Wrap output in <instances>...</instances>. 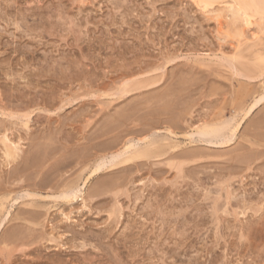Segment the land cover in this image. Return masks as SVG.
<instances>
[{"label": "rangeland", "instance_id": "1", "mask_svg": "<svg viewBox=\"0 0 264 264\" xmlns=\"http://www.w3.org/2000/svg\"><path fill=\"white\" fill-rule=\"evenodd\" d=\"M194 1L0 0V137L21 145L8 167L0 143V264H264V100L247 110L264 91V35L246 31L234 64L258 78L207 64L239 39L220 40ZM128 75L139 90L111 91ZM231 118L229 145L185 137ZM131 138L161 157L109 168L74 203L50 196Z\"/></svg>", "mask_w": 264, "mask_h": 264}, {"label": "bare ground", "instance_id": "2", "mask_svg": "<svg viewBox=\"0 0 264 264\" xmlns=\"http://www.w3.org/2000/svg\"><path fill=\"white\" fill-rule=\"evenodd\" d=\"M194 2H197V5L200 7V8H202L207 14L209 13V14H212L214 17V20H215V22H216V24H217V31H216V33L218 32V34H219V37L218 38H220V40L222 39V40H224L225 42L226 41H228V40H226V39H228L229 38V36H230V34L232 33L231 31H233L234 32V34H235V36L236 37H238V38H236V40L237 39H239L236 43L238 44V46L236 45V43H235V45H236V47H235V49H236V52L233 54V56H227V55H220L221 57H219V56H217V55H213V56H211V54H207V55H205V56H200V57H203V59H204V61H205V63L207 62V64H209V63H212V62H215V63H221V62H224V59L227 61L228 60V63L225 61V63H227V64H231L232 66H233V68H236L235 66L238 64H240V66L242 65V60H244L245 59V56L243 55V53L242 52H240L239 50H238V48L241 46V45H244L246 42L245 41H247L248 39H249V37L248 38H246V31L248 32V33H250V37L253 39V41L255 40V42H259L260 40H262L263 38H261V36L259 37V34H262V35H264V0H195ZM215 4H217V6L216 7H214V5ZM253 15H252V14ZM254 14L255 15H258L257 17H255L254 16ZM207 17H208V15H207ZM227 20H229V24H230V26H226L227 25ZM225 27H228V29H230V31L226 28L225 29ZM228 30L227 32H228V34L226 35V33L224 32L225 30ZM232 29V30H231ZM255 31V32H254ZM234 37V36H233ZM233 37H231V38H233ZM242 37H244V44H243V42H242V40H240ZM234 39V38H233ZM235 40V41H236ZM219 41V40H218ZM250 41H252V40H250ZM247 42H249V40L247 41ZM257 43H255L256 45H257ZM250 44H251V42H250ZM250 44L248 45V47L250 46ZM246 45V44H245ZM244 45V46H245ZM233 46V45H232ZM253 47H254V45H252ZM252 46H250L249 48H252ZM247 47V48H248ZM257 48V47H256ZM260 48V47H259ZM263 49V48H262ZM248 50V49H247ZM249 50H252V49H249ZM247 51V53L248 52H250V51ZM259 51V50H258ZM256 52V51H255ZM260 52V51H259ZM245 53V52H244ZM263 53V52H262ZM259 54H261V53H259ZM249 55V54H248ZM254 55V54H253ZM258 55V54H257ZM263 55V54H262ZM261 55V56H262ZM255 56H256V53H255ZM257 57H259V55L257 56ZM203 59H202V61H203ZM197 60H198V58H197ZM200 60V59H199ZM199 60H198V62H199ZM202 61L201 62H199V63H202ZM260 61L264 64V57L262 58L261 57V59H260ZM259 61V62H260ZM257 62V61H256ZM258 62V63H259ZM204 63V62H203ZM236 63V65H234ZM243 63H244V65H245V61H243ZM247 63V62H246ZM223 64V63H222ZM230 65V67H232ZM237 65V66H238ZM229 66V65H228ZM246 66V65H245ZM245 66H244V69L242 68H239L238 69V67L236 68V69H234L235 71H236V73L237 74H239L240 76L241 75H243L242 77L243 78H249V79H251V80H253V78H256L255 76H257V78H258V75L256 74H254V73H256V72H254V70L253 69H255L254 67H252V69H251V71L249 70V65H247L246 66V68H245ZM252 66V65H251ZM163 67V66H162ZM161 67V68H162ZM263 67H264V65H263ZM160 68V69H161ZM251 68V67H250ZM164 69V68H163ZM257 69V68H256ZM157 70V69H156ZM231 70H233V69H231ZM240 70V71H239ZM241 70H243V71H241ZM253 70V71H252ZM258 70V69H257ZM162 71V70H161ZM259 71V70H258ZM257 71V73L258 74H260L259 72ZM251 73L250 75H252V76H250L249 74H247V73ZM232 73H235V72H233L232 71ZM164 74V73H163ZM262 74V73H261ZM143 75V74H142ZM254 75V76H253ZM262 75H264V74H262ZM130 75H128V76H126V80H125V82L124 81H122V79H121V83H120V85H121V87H117L118 89H116L115 88V86H114V88L116 89V90H118V91H115V89H113L112 88V90L111 91H113V92H119L120 94H122V96L125 94V95H127L128 93H130L129 91L130 90H132V91H134V89H136V88H138V89H136V90H139V87H140V85L139 84H137V82L139 81V80H134L133 82H131L132 81V77L135 79V77H139V76H135V74L134 75H131L132 77H129ZM244 76H246V77H244ZM260 76V75H259ZM127 77H128V81H129V79L131 80L130 81V83L129 82H127L126 83V81H127ZM162 77V76H161ZM260 77H262V76H260ZM116 78V77H115ZM140 78V77H139ZM161 79V78H160ZM159 79V80H160ZM136 81V82H135ZM158 81V80H157ZM143 82V81H142ZM147 83V82H146ZM146 83H143V84H141V85H143L144 86V84H145V86H146ZM152 83V82H151ZM240 83V82H239ZM124 84V85H123ZM134 84V85H133ZM154 84H156V82L155 83H153V86H154ZM241 84V83H240ZM136 85H137V87H136ZM139 85V86H138ZM151 85V84H150ZM243 84H241V86H242ZM247 85V84H246ZM103 86V85H102ZM133 86H134V89H131V88H133ZM107 86H105L104 88L107 90L108 88H106ZM109 87V86H108ZM112 87V86H111ZM147 87H149V85L147 86ZM152 87V86H151ZM99 88V87H98ZM101 88H103V87H101ZM100 88V89H101ZM103 88V91H100V89H99V91L98 92H100V93H98V92H96V95L98 96V95H103V94H105L106 95V93H108L107 91L105 92V89ZM241 88H244L243 86L241 87ZM93 89V88H92ZM97 89V88H96ZM142 89V88H141ZM98 90V89H97ZM96 90V91H97ZM102 90V89H101ZM135 90V91H136ZM239 90V89H238ZM241 90H243V89H241ZM131 91V92H132ZM245 91H246V89H245ZM245 91H242V92H245ZM91 92V91H90ZM94 92H95V90H94ZM93 92V90H92V93H94ZM103 92V93H102ZM137 92V91H136ZM241 92V93H242ZM92 93H86V94H92ZM102 93V94H101ZM124 93V94H123ZM133 93V92H132ZM109 94H111V93H109ZM148 94V93H147ZM261 94V96L259 95L258 97L259 98H257V99H255L254 98V101L250 104V105H252V106H250L247 110H248V113H251L253 110H254V108L258 105V104H260V102L261 101H263L264 100V91H263V93H260ZM95 95V94H94ZM125 95L123 96V97H125ZM131 95V94H130ZM85 96V95H84ZM92 96V95H91ZM104 96V95H103ZM102 96V97H103ZM108 96V95H107ZM117 96V94L115 93V97ZM121 96V95H120ZM122 96L120 97V98H122ZM67 97V96H66ZM71 97V96H70ZM69 97V98H70ZM106 97V96H105ZM109 97H110V95H109ZM111 97H112V95H111ZM114 97V96H113ZM119 97V96H118ZM135 97V96H134ZM153 97H156V96H153ZM161 97V96H160ZM99 98H100V96H99ZM162 98V97H161ZM67 99V98H66ZM73 99H75L74 98V96H73ZM97 99V98H96ZM163 99H164V97H163ZM160 100H162V99H160ZM15 101V100H14ZM71 101V100H70ZM10 102V101H9ZM13 102V101H12ZM64 102H68V101H66L65 99H64ZM73 102V101H72ZM170 102V101H169ZM165 103V102H164ZM132 104V103H131ZM71 105H72V103H71ZM170 105V104H169ZM68 106V105H67ZM63 107V106H62ZM155 107V106H154ZM245 107V106H244ZM45 110H46V108H44ZM159 109H160V107H159ZM158 110V109H157ZM172 110V109H171ZM244 110V109H243ZM243 110H239L240 112H235V113H237V115H238V113H243ZM246 110V111H247ZM42 111H43V109H42ZM48 111V110H47ZM246 111H245V113H246ZM34 112V111H33ZM44 112V111H43ZM49 113H50V110L48 111ZM117 112V111H116ZM31 113V112H30ZM29 113V114H30ZM132 113V112H131ZM137 113V112H136ZM162 113V112H161ZM26 115H27V113H25ZM138 114V113H137ZM244 114V113H243ZM5 115V114H4ZM19 116H20V114H18ZM22 115V116H24L23 118H29V116L27 115ZM120 115V114H119ZM236 115V117H238ZM247 115V114H246ZM245 115V116H246ZM8 116H11V115H8ZM12 116H14L13 114H12ZM22 116H20L21 118H22ZM15 117V116H14ZM16 117H18V116H16ZM119 117V116H118ZM236 117H233V120H235V118ZM20 118V119H21ZM120 118V117H119ZM19 120V119H18ZM232 120V118H231V120L230 121H227V119L226 120H223V121H225L226 123H223V121H222V119L220 120V122H222V123H220V125H219V121H217L216 122V124H217V126H212V124H211V122H210V125H211V127H210V125H208V124H205L204 126H197L196 127V129H194V133H191V134H187L186 133V135H185V137L186 138H192L194 135H196V136H198L199 137V139L201 140H203V139H207L206 141H208V142H210L211 144H213L214 143V141L216 140V139H220L221 140V142L219 141V143H217V141H216V145L218 144H220V146H221V144H226L227 145V143H228V145H229V142H232L231 140H232V136H230V134L228 135V133L226 134V131H229L230 132V128L232 127V128H234L233 126H234V121ZM20 121V120H19ZM207 121V120H206ZM208 122V121H207ZM229 122H232V124L230 125L229 124ZM58 123V122H57ZM128 123V122H127ZM206 123V122H205ZM213 123V122H212ZM215 123V122H214ZM237 124V126L240 124H238V122L236 123ZM233 125V126H232ZM26 126V125H25ZM231 126V127H230ZM28 128V127H27ZM167 129V128H166ZM237 128H236V126H235V130H236ZM98 130V129H97ZM106 130V129H105ZM155 130V129H154ZM232 130H234V129H232ZM169 131H172L171 129L169 130ZM237 131H238V129H237ZM100 132H101V129H100ZM102 132H104V131H102ZM108 132V131H107ZM174 132V131H173ZM172 132V133H173ZM232 132V131H231ZM3 133V132H2ZM6 133V132H5ZM155 133V132H154ZM101 134V133H100ZM152 134H153V132H152ZM175 134V133H174ZM185 134V133H184ZM96 135H97V137H98V134L96 133ZM95 135V136H96ZM145 136V135H144ZM175 136V135H174ZM13 137V136H12ZM100 137H101V135H100ZM99 137V138H100ZM139 137V136H138ZM147 137V136H146ZM148 137H151V136H148ZM159 137V136H158ZM184 137V138H185ZM143 138H145V137H143ZM138 139L137 141L135 140V139H133V138H131V139H129L128 141H126V143L123 145V147L120 149L119 148V150H116L117 152L116 153H114V154H112V151H110L111 152V154L112 155H109V154H102V157H99V161H97V162H95V161H93V162H95L93 165H91V166H88V168H86L87 170H89V177H87V179L85 180V183L83 184L84 186H80L78 183L77 184H70V185H65L62 189H61V191L59 192V194L57 195L56 194V197L53 195H50L52 198H55V199H60V200H64L65 201V203H74V202H76V201H78V199L79 198H81V197H83L84 195H85V186L90 182V180L91 179H93V178H95V177H97V176H100V173H102V172H107L108 171V169L109 168H112V167H120L121 165L123 166V165H126V164H128V165H131L130 163L131 162H134V163H136V161L138 162V160H140V159H144V160H147L148 159V161H149V159H155V157H156V159L157 158H160L161 156H160V154L162 153V151L159 149H157L156 147H151V145L153 144V143H150V141H149V143H150V145H148L149 147L147 148V145H145L146 146V148H144L145 146H141L142 147V149H140L139 148V146L137 147V144L138 143H140L141 144V142L144 140V139ZM153 138V137H152ZM157 138V137H156ZM149 139V138H148ZM155 139V138H154ZM215 139V140H214ZM234 139V138H233ZM20 140V139H19ZM150 140V139H149ZM152 140V139H151ZM164 140V139H163ZM167 140V139H166ZM172 140V139H171ZM193 140V139H192ZM201 140V141H202ZM212 140H214V141H212ZM154 141V140H153ZM162 141V140H161ZM206 141H204V142H206ZM117 142H118V140H117ZM146 142V141H145ZM157 142H159V139H158V141ZM198 142V141H197ZM0 143L2 144V152H3V156H4V164L6 165V166H10L11 164H13L16 160H18V158H21V157H19L20 155H18V151L20 150L19 149V143H20V141H19V143H18V145H17V143L16 142H14L11 138H10V136L9 135H7V134H4V135H2V137H0ZM120 143V142H119ZM124 143V142H123ZM143 143H144V141H143ZM156 143V142H155ZM207 143V142H206ZM0 144V145H1ZM144 144H146V143H144ZM154 145V144H153ZM157 145V144H156ZM21 146V145H20ZM46 146V145H45ZM115 146V145H114ZM121 146V145H120ZM113 146H111V149L110 150H113V148H115V147H117V146H115V147H113ZM163 148V147H162ZM105 149V148H104ZM109 149V148H108ZM118 149V148H117ZM150 149H157L156 151H158V152H156V153H158V154H156V153H154V151H150ZM115 151V150H114ZM159 151H160V153H159ZM20 152H21V150H20ZM53 152V151H52ZM98 152V151H97ZM164 153V152H163ZM155 154V156L153 157L152 155H154ZM198 154V153H197ZM104 155V156H103ZM108 155L110 156L109 158H108ZM166 155V154H165ZM163 156H164V154H163ZM183 156V155H182ZM185 156V155H184ZM187 156H189V155H187ZM196 156V155H195ZM35 157V156H34ZM151 157H153V158H151ZM196 158V157H195ZM80 159V158H79ZM3 160V159H2ZM29 160V159H28ZM188 160V159H187ZM251 160V159H250ZM35 161H37V160H35ZM84 161V160H83ZM90 162V161H89ZM175 162V161H174ZM179 162H181V161H179ZM18 163V162H17ZM25 163V162H24ZM31 163V162H30ZM133 163V164H134ZM176 163H178V161L176 162ZM182 163V162H181ZM14 164H16V163H14ZM137 165H138V163H136ZM175 164V163H174ZM73 165V164H72ZM127 165V166H128ZM21 166V165H20ZM31 166V165H30ZM176 166V165H175ZM178 166H180V165H178ZM182 166V165H181ZM25 168V167H24ZM172 168V167H171ZM114 169H117V168H114ZM176 169H179V168H176ZM15 170H17V169H15ZM107 170V171H106ZM113 169H111V171H112ZM20 171V170H19ZM110 171V169H109V172H111ZM178 171V170H177ZM180 171H181V169H180ZM108 172V173H109ZM16 173V172H15ZM14 173V174H15ZM111 173H113V171L111 172ZM110 174V173H109ZM180 174H181V172H180ZM29 176V175H28ZM102 176V175H101ZM113 176V175H112ZM116 176V175H115ZM22 177V176H21ZM31 176H29V178H30ZM107 177V176H106ZM101 178H103V177H101ZM105 178V177H104ZM19 179V178H18ZM111 179V178H110ZM27 180V179H26ZM81 180V179H80ZM79 180V181H80ZM53 181V180H52ZM107 181V180H106ZM46 182H47V180H46ZM51 182V181H50ZM50 185V184H49ZM101 185H102V183H101ZM47 187V186H46ZM50 188V187H49ZM224 188V187H223ZM43 189V188H42ZM96 189H97V187H96ZM95 189V190H96ZM95 190H92V191H94L95 192ZM98 190H100V189H98ZM47 191H49V190H47ZM226 191V190H225ZM85 192V193H84ZM97 192V191H96ZM96 194V193H95ZM94 194V195H95ZM100 194V193H99ZM18 195V194H17ZM35 195V194H34ZM33 195V196H34ZM29 196V195H28ZM30 196H32V195H30ZM32 196V197H33ZM36 196V195H35ZM40 195H38L37 194V197L36 198H38ZM42 196V195H41ZM41 196H40V198H41ZM44 197V196H43ZM42 197V198H43ZM3 198V197H2ZM8 198V197H7ZM22 198V197H21ZM20 198V199H21ZM47 197L45 196V198H43V199H46ZM50 198V197H49ZM87 198V197H86ZM228 198H229V196H228ZM4 199V198H3ZM13 199V198H12ZM29 199V198H28ZM230 199V198H229ZM9 200V199H8ZM25 200V199H24ZM54 200V199H53ZM4 201V200H3ZM7 201V200H6ZM57 201V200H56ZM15 202V201H14ZM4 203H6L5 201H4ZM11 203V202H10ZM227 203V202H226ZM2 204H3V202H2ZM9 204V203H8ZM224 206V205H223ZM222 206V207H223ZM7 207H6V205L5 204H3L2 206H1V209H0V212H3L4 213V211H5V209H6ZM9 208V207H8ZM15 208V207H14ZM216 209V208H215ZM3 210V211H2ZM10 211V210H9ZM7 213L5 214V216H8V217H5V218H9V212L8 211H6ZM25 212V211H24ZM27 212V211H26ZM25 212V213H26ZM118 212V211H117ZM117 212H115V213H117ZM10 213H11V211H10ZM30 213V212H29ZM112 214V213H111ZM0 215H1V213H0ZM38 215V214H37ZM35 216V215H34ZM64 216V215H63ZM1 217V222H0V228H1V226L2 225H4V223H8V221L6 222V219L5 218H2L3 216H0ZM67 218H69V216L67 217ZM71 218V217H70ZM5 227V226H4ZM16 230V229H15ZM20 231V230H19ZM18 231V232H19ZM15 233H13L12 235H14ZM7 235V234H6ZM9 236V235H8ZM10 236H11V234H10ZM17 236V235H16ZM21 236H22V234H21ZM29 237V236H28ZM2 238V237H1ZM27 238V237H26ZM31 238V237H30ZM19 239V238H18ZM6 240V239H5ZM4 240V241H5ZM19 240H21V239H19ZM22 240H24V239H22ZM263 240V239H262ZM9 240H7V242H8ZM13 241V240H12ZM27 241V240H26ZM10 243H12L13 244V242H11L10 241ZM28 243V242H27ZM18 244V243H17ZM30 244H31V242H30ZM34 244H35V241H34ZM9 245H11V244H9ZM80 245V244H79ZM86 245V244H85ZM20 246V245H19ZM23 246H25V245H23ZM11 248V247H10ZM21 248V247H20ZM23 249V248H22ZM15 253V252H14ZM5 255V254H4ZM11 255V254H10ZM12 256V255H11ZM17 257V256H16ZM15 258V257H14ZM7 264V263H6Z\"/></svg>", "mask_w": 264, "mask_h": 264}]
</instances>
